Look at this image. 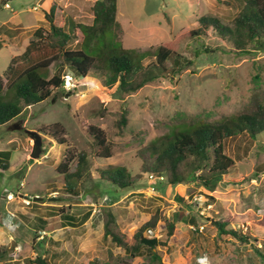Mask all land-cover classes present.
Listing matches in <instances>:
<instances>
[{
	"label": "rangeland",
	"instance_id": "374dc122",
	"mask_svg": "<svg viewBox=\"0 0 264 264\" xmlns=\"http://www.w3.org/2000/svg\"><path fill=\"white\" fill-rule=\"evenodd\" d=\"M95 1L0 0L4 87L11 58L24 51L35 30L47 32L44 13L53 7L58 26L68 20L88 26ZM239 9V0H117L123 49L144 54L141 61L148 65L155 61L158 47L173 46L190 63L172 78H160L126 95L117 94L116 85L106 87L95 71L81 78L62 68L64 92L0 126V151L11 152L0 178V264H26L37 253L51 264H107L110 256L126 264H144V256L126 258L103 237L104 210L114 215L118 232L128 237L159 214L156 227L144 237L157 239L155 251L163 264H198L200 257H206V264H264L252 249L256 246L264 254L263 133L254 140L243 136L225 142L224 152L235 163L212 193L192 182L168 186L165 179L150 180L141 170L142 164L153 161L151 146L165 143L180 129L182 119L220 120L241 112L253 97H264V51L248 47L249 53H240L211 26L194 34L206 17L230 26ZM83 40L76 28L69 48L79 49ZM58 65L52 63L45 76L57 73ZM123 109L128 110L127 123L119 131ZM91 126L105 132L110 158L96 156ZM31 132L40 138L36 158ZM78 153L87 155L93 180L73 194L66 191L58 166L65 156ZM120 166L131 173L134 187L129 190L99 178L98 171ZM74 168L75 162L71 171ZM167 221L174 226L169 238ZM213 221L256 242L219 239Z\"/></svg>",
	"mask_w": 264,
	"mask_h": 264
},
{
	"label": "trees",
	"instance_id": "16d2710c",
	"mask_svg": "<svg viewBox=\"0 0 264 264\" xmlns=\"http://www.w3.org/2000/svg\"><path fill=\"white\" fill-rule=\"evenodd\" d=\"M239 6L230 26L206 17L200 20L202 29L196 30L194 34L199 35L204 31L203 28L211 26L222 40L231 41L240 53H249L248 47L264 51V0H239ZM54 11L51 7L49 12L44 13V20L48 24L47 32L43 34L41 28L35 30L24 51L11 58L4 72L7 77L6 87L0 75V126L19 117L28 107L64 92V78L60 74L62 68H68L81 78L88 76L90 71H95L104 77L106 87L116 85V93L126 95L135 93L160 78H172L190 63L173 46L158 47L155 61L148 65H143L141 61L144 54L123 49L119 41L122 28L116 20L117 0H96L92 6V23L88 26H76L72 20L58 26L54 21ZM76 28L82 32L84 40L79 49L73 50L69 45L73 42ZM55 62L59 63V71L50 78L46 77L45 70ZM169 62L168 68L166 64ZM127 115L128 110L123 109L117 122L119 131L126 125ZM178 125L180 129L172 133L165 143L151 146L153 161L151 164H142L141 170L156 178L162 177L168 186L192 182L203 192L212 193L235 163L224 152L225 142L243 136L254 140L264 134V97H253L248 106L234 116L216 121L195 116L182 119ZM89 133L96 156L100 159L110 158L112 148L105 132L91 126ZM55 140L59 144L64 143L60 138L56 137ZM10 157L11 152L0 151V178L8 169ZM74 162L75 168L71 171V164ZM58 172L64 175L66 191L73 194H76L78 186L83 187L86 182L93 180L90 162L85 153L65 156L64 162L58 166ZM98 174L101 180L121 190L134 187L131 173L123 166L101 170ZM61 217L74 220V217L68 215ZM158 217L159 214L155 213L132 237H128L118 232L114 215L109 210H104L103 237L123 250L126 258L144 256V264H163L157 251L140 243L144 233L156 227ZM191 224H194L193 220ZM212 227L219 239H233L240 244L256 242L255 238L235 229H228L224 223L213 221ZM173 230L174 226L167 221L168 238L173 235ZM252 249L264 263V254L256 246H252ZM121 259L123 258L119 260L110 256L107 264H126ZM26 264L51 263L44 255L37 253Z\"/></svg>",
	"mask_w": 264,
	"mask_h": 264
},
{
	"label": "water",
	"instance_id": "95a60500",
	"mask_svg": "<svg viewBox=\"0 0 264 264\" xmlns=\"http://www.w3.org/2000/svg\"><path fill=\"white\" fill-rule=\"evenodd\" d=\"M31 137L34 138V145H35V152L32 154L33 158H36L39 151V144H40V138L38 135H35V133H30ZM39 199L38 197H34V200ZM140 243L152 250H155V247L157 246L158 242L156 238L150 239L146 237L140 238Z\"/></svg>",
	"mask_w": 264,
	"mask_h": 264
},
{
	"label": "built area",
	"instance_id": "2783aa9c",
	"mask_svg": "<svg viewBox=\"0 0 264 264\" xmlns=\"http://www.w3.org/2000/svg\"><path fill=\"white\" fill-rule=\"evenodd\" d=\"M6 7H7V5H6ZM149 176V179L150 180H152L153 178H156L154 175H152V174H150V175H148ZM158 180H160V181H162L163 180V178L162 177H159V178H157ZM206 257H200L199 259H198V264H206Z\"/></svg>",
	"mask_w": 264,
	"mask_h": 264
},
{
	"label": "crops",
	"instance_id": "0c3cea01",
	"mask_svg": "<svg viewBox=\"0 0 264 264\" xmlns=\"http://www.w3.org/2000/svg\"><path fill=\"white\" fill-rule=\"evenodd\" d=\"M47 1H50V0H47ZM47 4V2H45Z\"/></svg>",
	"mask_w": 264,
	"mask_h": 264
}]
</instances>
